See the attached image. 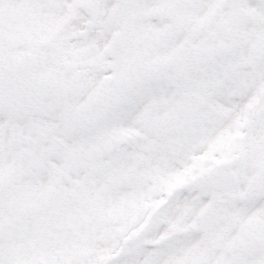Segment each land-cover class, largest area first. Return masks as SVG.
I'll list each match as a JSON object with an SVG mask.
<instances>
[{"label": "snow or ice", "instance_id": "1", "mask_svg": "<svg viewBox=\"0 0 264 264\" xmlns=\"http://www.w3.org/2000/svg\"><path fill=\"white\" fill-rule=\"evenodd\" d=\"M0 264H264V0H0Z\"/></svg>", "mask_w": 264, "mask_h": 264}]
</instances>
